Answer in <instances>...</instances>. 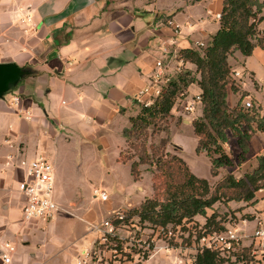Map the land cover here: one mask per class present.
Returning a JSON list of instances; mask_svg holds the SVG:
<instances>
[{"label":"crops","instance_id":"obj_1","mask_svg":"<svg viewBox=\"0 0 264 264\" xmlns=\"http://www.w3.org/2000/svg\"><path fill=\"white\" fill-rule=\"evenodd\" d=\"M222 5L223 0H0V65L19 71L0 93V241L15 247L10 264H76L93 240L87 222L114 208H136L148 196L131 175L130 163L120 160L126 144L123 130L140 107L134 96L147 84L162 41L170 51L165 63L171 76L183 68L196 71L178 52L207 44L220 26L215 14ZM258 17L256 29L262 32L264 8ZM166 18L181 27L174 42ZM227 60L240 89H228L227 105L234 107L244 91V100L264 109V50L255 46L248 56L235 51ZM200 93L192 83L184 101ZM197 108L199 117L202 106ZM182 122L186 132L173 138L178 156L210 185L226 172L236 177L229 171L234 165L243 173L252 170L264 154V132L251 134L242 160L237 159L240 148L234 137L227 153L232 165L212 176L209 156L195 150L192 121ZM40 155L54 164L53 197L60 209L48 221L24 222L19 192L24 171L17 164ZM74 173L75 185L67 180ZM94 188L105 190L108 199L94 197ZM87 191L92 198L85 196ZM226 204L240 208L234 221L224 222L225 228H236L240 247L255 248L254 232L264 231V188L248 202ZM194 220L205 223L201 215ZM185 250L158 253L140 264H186Z\"/></svg>","mask_w":264,"mask_h":264},{"label":"trees","instance_id":"obj_2","mask_svg":"<svg viewBox=\"0 0 264 264\" xmlns=\"http://www.w3.org/2000/svg\"><path fill=\"white\" fill-rule=\"evenodd\" d=\"M263 8L264 0H223L220 26L206 46L202 49L185 48L178 52L179 59L195 64L199 78H196L195 73L181 69L150 105H139L138 113L129 118L130 125L123 130L125 145L130 135L146 130L151 125L155 127L157 121L169 115L176 99L183 96L189 85L197 83L201 89L202 115L192 121L194 134L198 138L196 152H206L211 162V174L217 175L220 167L232 165V159L223 148V143L227 140L226 130H230L240 148L237 159H244L251 134L255 131L264 132V109L243 108L241 100L246 96L244 91L234 107L227 105L228 76L231 70L227 59L234 51L248 56L255 46L264 50V33L256 29L257 22L261 20L258 14ZM230 89L238 91L235 87L230 86ZM123 150L120 160L130 162L132 157H125ZM165 156L170 157L167 162L162 160V155L156 154L140 155L130 162V172L134 180L139 175L138 166L150 160L157 168L162 169L165 177V197L162 200L146 197L138 207L130 208L129 211L153 225L182 224L184 221L194 220L196 215H201L205 217V223L201 225V234L197 240L204 233L225 229L224 222L228 221L225 216L215 210L207 213L216 202H248L254 198L256 191L264 188V154L257 157L255 168L239 178L228 173L215 183L213 189L205 178L192 173L180 156L168 153ZM168 163L174 169L173 172L163 170L164 166L170 165ZM252 251L251 246L239 247L231 254L234 256L232 259L230 256H222L215 249L198 248L193 264L243 263L246 253L254 257Z\"/></svg>","mask_w":264,"mask_h":264},{"label":"built area","instance_id":"obj_3","mask_svg":"<svg viewBox=\"0 0 264 264\" xmlns=\"http://www.w3.org/2000/svg\"><path fill=\"white\" fill-rule=\"evenodd\" d=\"M220 12L215 14V19H220ZM164 23L172 32V42L180 35L181 27L173 18H166ZM261 33H264L262 31ZM161 42V54L156 59L154 69L145 86L140 88L134 99L139 105H150L164 91L171 80L167 72L165 60L170 51ZM199 49L205 43L197 44ZM237 75V73H234ZM18 96L13 97V103H18ZM201 102L200 94L191 100L182 102V111L193 114L196 103ZM245 109L255 107L250 99L242 102ZM18 167L24 171V179L19 185V192L24 197L21 207V219L24 222L53 218L60 209L54 200V164L46 156H37L33 159H19ZM93 196L102 201L108 199L105 190L94 188ZM130 208H114L108 211L100 220L87 222V231L93 234L91 246L76 258V264H140L155 254L168 253L171 249H179L180 245L171 247L164 238L181 240L182 224L153 225L142 220L138 214L130 213ZM230 221V220H228ZM231 222V221H230ZM201 228V226H200ZM204 229L202 233H204ZM256 239L252 254L261 264H264V231L257 229L254 234ZM199 247L215 249L222 256H230L240 247V236L236 228L231 225L222 231L204 233L198 239ZM15 251L14 245L7 240L0 241V264H10L11 254Z\"/></svg>","mask_w":264,"mask_h":264},{"label":"rangeland","instance_id":"obj_4","mask_svg":"<svg viewBox=\"0 0 264 264\" xmlns=\"http://www.w3.org/2000/svg\"><path fill=\"white\" fill-rule=\"evenodd\" d=\"M234 52H232L228 56V58L230 56H233ZM183 69L192 72V74L195 73V76L197 75L196 78H199L198 72L196 71L193 72L187 68H183ZM176 76L177 74H175L174 76H171V80L175 78ZM228 80H229L228 89H230V86H231V87H235L238 91L240 90L239 87H237V84H235V80L233 79L232 66H231L230 74L228 76ZM185 92H183V96H180L179 98L176 99V103L174 104L170 114L165 116V118L157 121V124L155 127L151 125L146 130L135 132V134L130 135V137L128 138L127 145H125V147L123 148L124 156L132 157V159H130V162L132 160H136L140 155H144V154H148L150 156L151 155L153 156L154 154L162 155V158H163L162 160L163 161L166 160V162L170 159V157L165 156V154L168 153L171 155H178V146L176 145L173 138H175V135L176 133H178V131L181 132L182 134L186 132L182 119H186V120L188 119L191 121L195 120L196 118H198L196 117V113L198 110L197 107L200 108V106H202V103L197 102L195 105V110L193 114H187L184 111H182V102H184ZM174 127H177V129H175ZM226 137H227V140L226 142L223 143V145L225 146L224 151L225 153H231L235 136L231 133L230 130H226ZM202 152H205V151H202ZM168 166H164L163 170H165L166 172H173L174 169L171 167V164ZM234 167L235 165L232 166L231 168L233 169H229V171L233 170L236 177L238 178L241 177L243 174L242 170L241 169L239 170L236 168L234 170ZM138 169H139L138 171L139 175L137 176L136 180L138 181V185L140 186L139 187L140 191H145L148 194V196H146L147 198L150 197L151 199L162 200L165 197L164 195L165 194L164 193L165 177L162 175V169L157 168V166L154 163H151V160L149 162H145L139 165ZM226 174H228V172H226L224 175ZM170 175L173 176V173H171ZM77 177L78 176L76 173L70 174L68 175L67 180L69 182L71 181V183L75 185L72 181H75ZM214 185L215 183L210 185L212 189L214 188ZM85 189L87 190V186L85 187ZM73 195L74 193H71L70 196H73ZM88 195L92 198L91 193L89 194V192L87 191L85 196H88ZM96 202H99V201L96 200ZM222 204L226 206L227 210H225ZM239 208L240 207L231 209L230 207L227 206L226 203L218 204V202H216L214 204V208L208 209L207 213H211L212 210H215L217 212L219 211L221 212L219 214L225 216L230 221H234L236 218V216L234 215V212L236 210H239ZM200 226L201 224L198 221L192 220L190 221L188 225L186 224H184L183 226L181 225V231H180L181 240L176 241L173 238H169V239L164 238V240L171 247L180 245L181 247L187 249L185 250V253L183 254V257L186 258V261H185L186 264L194 263L195 254L197 252V249L200 248L199 242L197 240L198 235L201 234V232L199 233ZM166 254L169 255L171 253H166ZM245 255L246 256L244 258L243 263L240 262L237 264H261L256 258L252 257L251 254L246 253Z\"/></svg>","mask_w":264,"mask_h":264},{"label":"water","instance_id":"obj_5","mask_svg":"<svg viewBox=\"0 0 264 264\" xmlns=\"http://www.w3.org/2000/svg\"><path fill=\"white\" fill-rule=\"evenodd\" d=\"M19 71L13 65H0V93L16 80Z\"/></svg>","mask_w":264,"mask_h":264}]
</instances>
